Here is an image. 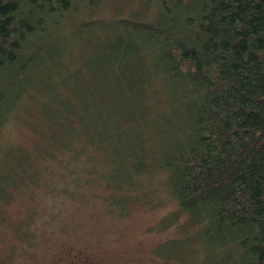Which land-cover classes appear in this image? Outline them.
<instances>
[{"label":"trees","instance_id":"16d2710c","mask_svg":"<svg viewBox=\"0 0 264 264\" xmlns=\"http://www.w3.org/2000/svg\"><path fill=\"white\" fill-rule=\"evenodd\" d=\"M99 3L0 0V244L7 231L24 248L50 244L66 225L30 227L50 221L54 202L63 212L69 200L129 201L160 173L197 221L194 264H264V0H154L151 18L87 16ZM76 11L67 50L52 28ZM20 123L25 141L4 133ZM52 169L65 171L58 185Z\"/></svg>","mask_w":264,"mask_h":264},{"label":"rangeland","instance_id":"374dc122","mask_svg":"<svg viewBox=\"0 0 264 264\" xmlns=\"http://www.w3.org/2000/svg\"><path fill=\"white\" fill-rule=\"evenodd\" d=\"M153 1L100 0L94 6L96 8L88 7L86 15L151 18L156 15L157 8ZM77 12L67 13L60 24L52 28L54 40L64 41L61 45L67 50L74 43L70 34L73 37L75 23L79 19L75 15ZM66 56L75 60L78 58L72 54V50L67 51ZM68 64L71 65L70 62ZM65 67L64 62L60 63L53 73L59 72L62 75ZM42 82L40 78L36 84ZM156 91L160 92V89ZM26 101L25 97L19 100L17 108H22ZM28 105L22 110L24 115L29 112ZM147 108L151 111L147 117L154 115L156 106L149 105ZM18 116L20 118L15 117L14 121L22 122L21 115ZM7 130L11 138L16 137L20 141L30 136L27 124L12 125L4 133L7 134ZM25 143L29 145V142ZM64 174L63 169H52L49 174L50 183L58 185ZM32 190L38 194L34 187ZM127 195H132L129 201L111 199L108 203L96 197L69 200L63 212L58 211L59 202H54L50 209L53 217H48L50 221L36 223L30 229L38 235L46 228L55 229L60 222L66 225V232L59 236L56 234L55 239H50V244L46 243L49 239L44 236L41 243L32 250V246H22L24 239L21 236L12 238L7 231L5 240L0 244V255L5 253L11 257L8 264H194L199 259L203 247L195 233L194 225H197V221L179 208L160 173H154L148 183L141 184L138 192H127ZM15 205L14 202L10 203V208ZM38 207V210H42L41 206ZM15 218L23 219L22 212L18 211ZM7 227L10 226L4 228ZM3 234L4 231L0 229V238Z\"/></svg>","mask_w":264,"mask_h":264}]
</instances>
